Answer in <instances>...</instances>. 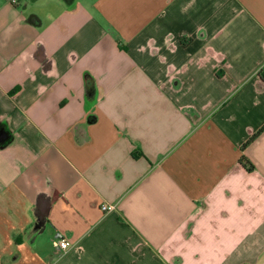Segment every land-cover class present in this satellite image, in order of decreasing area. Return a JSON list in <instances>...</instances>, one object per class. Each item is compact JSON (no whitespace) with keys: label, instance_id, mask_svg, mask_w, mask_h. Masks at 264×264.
I'll list each match as a JSON object with an SVG mask.
<instances>
[{"label":"crops","instance_id":"obj_1","mask_svg":"<svg viewBox=\"0 0 264 264\" xmlns=\"http://www.w3.org/2000/svg\"><path fill=\"white\" fill-rule=\"evenodd\" d=\"M263 66L264 0H0V264H263Z\"/></svg>","mask_w":264,"mask_h":264},{"label":"trees","instance_id":"obj_2","mask_svg":"<svg viewBox=\"0 0 264 264\" xmlns=\"http://www.w3.org/2000/svg\"><path fill=\"white\" fill-rule=\"evenodd\" d=\"M259 77L261 78V80L264 82V66L261 67V69L259 70ZM264 131V126L259 130L257 131L242 147V150H244L248 144H250L261 132ZM239 161L245 165L247 168L249 169H253L254 168V165L252 164V162L249 160V158L245 155V154H242Z\"/></svg>","mask_w":264,"mask_h":264},{"label":"built area","instance_id":"obj_3","mask_svg":"<svg viewBox=\"0 0 264 264\" xmlns=\"http://www.w3.org/2000/svg\"><path fill=\"white\" fill-rule=\"evenodd\" d=\"M17 0H13V2H16ZM103 210L105 211H110L112 209H114V206L113 205H103L102 206ZM59 246L64 249V250H67L69 247H70V242L65 240V239H61L59 241Z\"/></svg>","mask_w":264,"mask_h":264},{"label":"water","instance_id":"obj_4","mask_svg":"<svg viewBox=\"0 0 264 264\" xmlns=\"http://www.w3.org/2000/svg\"><path fill=\"white\" fill-rule=\"evenodd\" d=\"M264 264V263H263Z\"/></svg>","mask_w":264,"mask_h":264}]
</instances>
